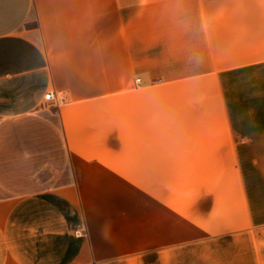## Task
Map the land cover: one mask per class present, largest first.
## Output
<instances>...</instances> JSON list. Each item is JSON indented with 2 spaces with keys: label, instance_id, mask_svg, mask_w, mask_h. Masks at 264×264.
I'll return each instance as SVG.
<instances>
[{
  "label": "crops",
  "instance_id": "0c3cea01",
  "mask_svg": "<svg viewBox=\"0 0 264 264\" xmlns=\"http://www.w3.org/2000/svg\"><path fill=\"white\" fill-rule=\"evenodd\" d=\"M224 240L264 264V0H0V264Z\"/></svg>",
  "mask_w": 264,
  "mask_h": 264
},
{
  "label": "rangeland",
  "instance_id": "374dc122",
  "mask_svg": "<svg viewBox=\"0 0 264 264\" xmlns=\"http://www.w3.org/2000/svg\"><path fill=\"white\" fill-rule=\"evenodd\" d=\"M138 85H141L138 76H131L130 83L122 86L123 92H131ZM237 244L225 240L188 244L186 264H243L242 245Z\"/></svg>",
  "mask_w": 264,
  "mask_h": 264
},
{
  "label": "built area",
  "instance_id": "2783aa9c",
  "mask_svg": "<svg viewBox=\"0 0 264 264\" xmlns=\"http://www.w3.org/2000/svg\"><path fill=\"white\" fill-rule=\"evenodd\" d=\"M45 99L48 100V101H55V103L60 106L62 104L65 103V100L64 98H58V97H55L54 94L52 92H48L46 95H45Z\"/></svg>",
  "mask_w": 264,
  "mask_h": 264
}]
</instances>
